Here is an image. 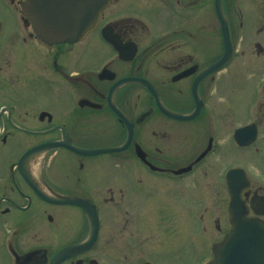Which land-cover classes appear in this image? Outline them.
<instances>
[{"label": "flooded vegetation", "instance_id": "1", "mask_svg": "<svg viewBox=\"0 0 264 264\" xmlns=\"http://www.w3.org/2000/svg\"><path fill=\"white\" fill-rule=\"evenodd\" d=\"M1 1L10 16L0 13V264H50L59 249L91 235L83 205L55 203L24 178L18 163L33 148L23 169L40 190L90 201L97 212L95 243L62 264L182 259L180 242L161 247L179 235L184 190L224 192L225 232L235 220L264 223V88L236 120L228 95L235 55L208 70L223 53L208 50L219 33L216 0H112L96 28L71 44L40 39L22 10L25 0ZM233 1L225 13L232 34ZM204 4L206 14L197 17ZM142 6L169 23L134 13ZM244 126L248 141L254 133L241 145L236 130ZM130 130L122 150L78 151L121 147ZM139 170L174 182L172 192H138L146 183ZM63 227L69 236L58 243Z\"/></svg>", "mask_w": 264, "mask_h": 264}, {"label": "rangeland", "instance_id": "2", "mask_svg": "<svg viewBox=\"0 0 264 264\" xmlns=\"http://www.w3.org/2000/svg\"><path fill=\"white\" fill-rule=\"evenodd\" d=\"M232 1L233 0H227L226 3ZM245 1H250L245 3V5L248 6L247 8L245 7V15L240 7L233 6V16L231 17L235 36L234 39L236 41V53L231 64V67L234 68L235 71L233 76L234 85H231L228 88V95L230 96L232 102V116L236 120L242 119L245 116L246 113L241 114V111L245 109L247 105L252 108L254 96L257 92L253 88L259 89V92L263 90L262 88H264V53L257 57H252L250 53H247L249 51L256 52L257 43H260L264 50V20H259L264 18V0ZM1 2L2 1L0 0V4ZM252 3L257 4L252 5ZM206 7L207 5L204 4V6L197 11V17L206 14ZM141 8L139 7V9L134 13L145 18L148 22H152L156 17L155 21H153V25L158 24L164 27L169 23L166 21H158L157 18L159 10L146 7ZM238 12H241V14L238 15ZM0 13L4 14L7 18L10 16L7 10L2 8L1 5ZM154 13L157 14V16ZM255 19L257 20L255 21ZM241 20H245L243 31L240 27ZM219 40L220 38H217V42L215 40L214 45L209 46L208 50L215 51L216 46L218 47V50H220ZM203 44L204 43H202V45ZM248 64L252 65L249 67ZM247 83L250 84V86L246 85ZM144 103L145 102L143 101L142 104ZM139 172L144 175L146 183L144 186L138 187V192H146L148 195H150V192H172V189L169 186L170 184H174V182L158 181L144 171L139 170ZM184 192V218L182 217V223L179 227V235H177L176 240H170L165 243L161 249L167 251V249L172 248L174 244L180 242L185 252L183 255L184 257L177 260L170 259L168 261L170 264H203L202 261L204 260V257H209L208 254L210 252L211 245L215 243V241H217V239L220 238L226 231L225 224L220 220V217L225 214L223 212L224 208L222 209L224 192H215L210 194L206 192H197L200 193L197 195H194L195 192H186V190H184ZM204 205L213 207V209L217 210V212L209 211L211 208H208L206 211ZM216 215L219 217L217 219L219 220V224H221L222 229H215L214 219ZM195 217L199 221H197ZM211 219L213 220L212 222ZM163 231L164 230H162V232ZM55 234L58 243L64 242L65 236H69L68 231L65 230L64 227L57 229ZM203 255L205 256L201 257Z\"/></svg>", "mask_w": 264, "mask_h": 264}, {"label": "water", "instance_id": "3", "mask_svg": "<svg viewBox=\"0 0 264 264\" xmlns=\"http://www.w3.org/2000/svg\"><path fill=\"white\" fill-rule=\"evenodd\" d=\"M109 0H27L24 7L29 14L34 28L40 33V37L47 42H75L85 37L99 21L101 12L108 5ZM217 9L219 18L222 23L223 37L225 43V52L223 56L209 68L216 69L221 67L231 52V40L229 37L228 27L221 12V0H217ZM112 41V40H111ZM187 118L186 116H179ZM190 117V116H189ZM132 134V132H131ZM120 149V148H118ZM104 150H80L83 153L91 154ZM32 151V150H31ZM27 179L31 182L28 176ZM33 184V183H32ZM33 186L37 189L35 184ZM56 202H77L67 196H59L52 198ZM249 228L243 229L241 232L235 229L228 233L222 243L214 247V259L208 264H264V242L262 243H239L237 239L250 240L253 235L248 232ZM97 225L93 223V237L84 243L88 248L96 237ZM258 238L264 240V230H258ZM71 247H64L54 257L51 264H60L69 257ZM243 253L245 255H243ZM247 254H250L249 256Z\"/></svg>", "mask_w": 264, "mask_h": 264}]
</instances>
